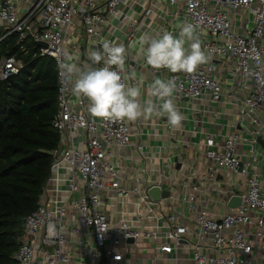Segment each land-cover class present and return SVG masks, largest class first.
Here are the masks:
<instances>
[{
    "label": "built area",
    "instance_id": "1",
    "mask_svg": "<svg viewBox=\"0 0 264 264\" xmlns=\"http://www.w3.org/2000/svg\"><path fill=\"white\" fill-rule=\"evenodd\" d=\"M130 4L140 9L126 11ZM185 22L197 25L208 63L164 79L177 80V98L232 96L239 124H252L247 135H208L194 145L205 169L193 163L175 177L170 144L148 148L144 121L92 117L88 101L59 77L60 143L39 206L25 219L16 264H70L74 241L87 264H264V0H0V41L16 36L23 50L36 43L57 63L68 51L80 66L104 40L140 55L142 27L178 35ZM22 67L16 54L3 58L0 80ZM130 67L122 74L129 84ZM168 127L171 139L177 128ZM121 150L138 153L140 164L124 165ZM153 187L169 195L155 199ZM233 197L241 198L235 207Z\"/></svg>",
    "mask_w": 264,
    "mask_h": 264
},
{
    "label": "trees",
    "instance_id": "2",
    "mask_svg": "<svg viewBox=\"0 0 264 264\" xmlns=\"http://www.w3.org/2000/svg\"><path fill=\"white\" fill-rule=\"evenodd\" d=\"M0 41V63L16 54L23 67L0 80V264H16L25 219L35 211L51 175L60 135L53 126L59 110L58 63L38 54L36 43Z\"/></svg>",
    "mask_w": 264,
    "mask_h": 264
},
{
    "label": "clouds",
    "instance_id": "3",
    "mask_svg": "<svg viewBox=\"0 0 264 264\" xmlns=\"http://www.w3.org/2000/svg\"><path fill=\"white\" fill-rule=\"evenodd\" d=\"M140 44L147 65L155 70L193 74L208 63L209 56L202 49L197 25L185 22L179 26L178 35L163 31L143 35ZM91 64L80 66L71 53L62 51L58 59L59 77L70 84L77 97L88 101V113L105 121H128L166 117L168 124L179 128L184 120L178 110L174 93L178 90L175 78H156L148 86V99L141 100L142 88L126 82L127 51L124 44L102 42V50H91ZM103 66L93 67V65ZM115 69V70H113Z\"/></svg>",
    "mask_w": 264,
    "mask_h": 264
},
{
    "label": "crops",
    "instance_id": "4",
    "mask_svg": "<svg viewBox=\"0 0 264 264\" xmlns=\"http://www.w3.org/2000/svg\"><path fill=\"white\" fill-rule=\"evenodd\" d=\"M130 9L138 11L140 7L137 4L125 6L126 11ZM153 19L156 20L157 17H153ZM174 23H176V21H174ZM145 34L155 35L157 33L152 28L142 27L138 36L141 38ZM115 37L123 39L119 32H115L113 38L115 39ZM143 47H145V45H141V49ZM130 52L127 53L126 59V63L131 66L129 68L130 85L136 84L141 86V100L143 101L148 99L147 89L153 80L156 78L164 79V77L169 76L170 72L166 69L155 70L147 64L144 66L143 64L145 62L143 61V52L140 51V55L135 51L132 53ZM222 74L223 77L227 79L226 83H228L229 86H234L232 80H229V72H223ZM188 99L190 98L175 97L176 106L183 115L184 120L182 121V125L174 131L173 134L175 137L171 139H169L168 136L170 130L166 117H152L135 122L144 121L145 125L143 127V131L145 134L142 137V141L148 146V148L156 145L164 146L170 144V152L175 156L173 157L175 165L173 176L175 177L180 176L182 173H186L190 164L193 163H195L198 167L205 169L204 165L198 162V155L195 153L194 145L196 143H203L208 135H213L217 141H220L232 134L234 131L240 132L242 135H247L248 130L245 127H252V124L249 121L246 123L245 127L239 124L238 105L230 101L233 99L232 96L227 95L225 96L224 101L218 103L210 100H204L210 99L205 97L196 98L198 100L194 101ZM259 148L263 151L264 144L261 143ZM121 152L124 158H120L119 160H121L124 165L128 167H135L140 164L141 156L138 155V153L134 152L131 158L130 154L127 155L126 150H121ZM262 164L264 165V162ZM129 170L130 174L137 172L135 169ZM71 249L74 255H72L73 257L70 264L88 263L87 256L84 254L85 251L82 247L78 246L76 241L72 243ZM159 264L166 263L160 262Z\"/></svg>",
    "mask_w": 264,
    "mask_h": 264
},
{
    "label": "water",
    "instance_id": "5",
    "mask_svg": "<svg viewBox=\"0 0 264 264\" xmlns=\"http://www.w3.org/2000/svg\"><path fill=\"white\" fill-rule=\"evenodd\" d=\"M40 46H46L44 43H39ZM261 141V140H260ZM263 143V142H262ZM150 195L155 198V199H159L162 196H168L169 195V191L166 190H161L159 187H153L150 191H149ZM241 202V198L240 197H233L230 201H229V206L231 207H235L238 204H240Z\"/></svg>",
    "mask_w": 264,
    "mask_h": 264
}]
</instances>
